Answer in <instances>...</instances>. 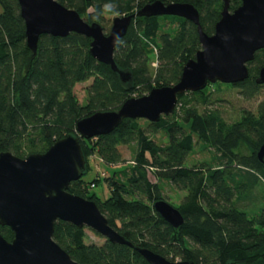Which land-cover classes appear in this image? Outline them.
<instances>
[{
    "label": "trees",
    "instance_id": "1",
    "mask_svg": "<svg viewBox=\"0 0 264 264\" xmlns=\"http://www.w3.org/2000/svg\"><path fill=\"white\" fill-rule=\"evenodd\" d=\"M58 1L76 9L86 21L104 27L105 13L135 14L155 0ZM162 1L192 3L208 34L214 33L224 4L223 0ZM240 4L241 0H231L230 10ZM91 41L76 32L66 37L43 34L33 56L19 1L0 0V152L26 157L47 151L55 141L76 133L80 119L97 111L117 110L131 97L177 83L186 62L201 48L197 26L185 18L136 16L114 54L118 67L132 74L123 82L110 65L92 56ZM263 66L264 49H260L248 63L245 81H218L182 94L174 113L162 116L159 122L126 118L109 134L79 137L86 172L93 155L105 165L117 166L126 163L120 146L133 148L134 165L90 182L82 176L70 183L69 191L94 200L110 225L134 247L108 239L102 244L87 243L85 227L62 220L56 222L54 240L74 260L89 264H150L137 247L172 261L264 264V208L249 217L242 209L246 204L239 205L257 200L256 185L264 183V160L258 157L264 143V99L256 111L244 109L233 122L211 106L212 86L218 92L223 85L241 88L249 98L258 94L264 84H258L256 78ZM90 80L87 99L81 102L75 87ZM157 132L165 134V143L154 139ZM197 150L207 152L209 158L190 166L189 156ZM150 169L157 182L150 179ZM101 179L110 193L104 199L90 194V187ZM165 183L187 191L177 207L185 216L179 228L154 209L156 201L165 200ZM0 234L8 241L14 238L7 225H0Z\"/></svg>",
    "mask_w": 264,
    "mask_h": 264
},
{
    "label": "water",
    "instance_id": "2",
    "mask_svg": "<svg viewBox=\"0 0 264 264\" xmlns=\"http://www.w3.org/2000/svg\"><path fill=\"white\" fill-rule=\"evenodd\" d=\"M18 1L33 56L37 54L41 35L66 37L76 32L92 39V56L110 65L123 82H128L132 74L118 67L114 54L136 16H179L198 29L201 48L186 62L177 83L131 97L117 110L97 111L80 119L76 133L55 141L45 152L26 157L11 151L0 152V225H7L14 232L12 241L0 234V264H89L74 260L54 240L58 220L89 227L113 243L130 247L134 244L110 225L94 200L69 191L70 183L87 170L79 137L89 139L109 134L126 118L159 122L162 116L174 113L182 94L203 90L218 81L231 84L245 81L249 77L248 63L255 59L258 50L264 49V0H241L233 10L231 0H223L221 18L212 34L204 30L200 12L190 2L155 0L135 14L116 16L106 32L102 24L86 21L76 9L58 0ZM256 82L264 84V66ZM258 157L264 160V143ZM154 209L175 228L185 223L184 214L164 199L156 201ZM137 250L150 264H196L192 260L172 261L145 247Z\"/></svg>",
    "mask_w": 264,
    "mask_h": 264
},
{
    "label": "rangeland",
    "instance_id": "3",
    "mask_svg": "<svg viewBox=\"0 0 264 264\" xmlns=\"http://www.w3.org/2000/svg\"><path fill=\"white\" fill-rule=\"evenodd\" d=\"M104 16V28L105 31L108 32L112 25L113 19L116 16L120 15L105 13ZM156 65L157 63L154 62L153 66ZM91 81L92 80L84 83H78L75 87V92L81 102H85L87 99L86 87L91 83ZM216 86H219V84H216ZM206 87H208V85ZM211 92H213L211 97L213 104L211 106L221 109L223 117L228 122H233L238 119L244 109L256 111L260 102L264 99V86L261 88L258 94H255L251 98L242 93L241 88H235L229 85H223L222 89L219 92L214 86H212ZM142 123H144V121H142ZM153 136L155 137L154 139H157V141L160 143H165L167 141L166 136L163 132H157L153 134ZM120 149L123 154V159L126 161V163L118 164L117 166H108L105 165L103 161H101L99 156L93 155L90 159L91 168L83 175V178L87 182H90L97 176L110 175L112 173V170H123L130 165H134L136 161L134 158L133 148L128 145H121ZM205 158H209V154L207 152H201L200 150L194 151L189 156L188 164L190 166L193 164H200ZM150 170H152L151 173H149L150 179L152 180V182H157V179L153 175L154 170ZM93 193L97 194L103 199L109 196L110 193L108 187L106 186V183L103 179H101V181H99L96 186L90 187V194ZM255 194L257 196V200H254L249 204H239L241 207L246 204V206L242 207V209L248 213L249 217L255 214H259L264 208V183L262 181H258ZM186 195L187 191L180 190L175 186L170 185L169 183L164 184L165 200L171 203L176 208L182 205ZM85 230L87 233V243L102 244L106 239L104 236L89 227H85ZM175 261L180 260L177 259Z\"/></svg>",
    "mask_w": 264,
    "mask_h": 264
}]
</instances>
